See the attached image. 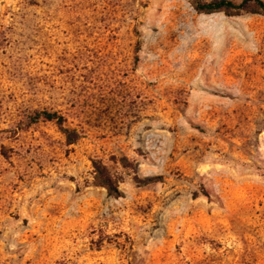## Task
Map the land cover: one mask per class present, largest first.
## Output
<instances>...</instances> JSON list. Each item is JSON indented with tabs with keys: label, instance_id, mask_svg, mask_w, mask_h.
Instances as JSON below:
<instances>
[{
	"label": "rangeland",
	"instance_id": "obj_1",
	"mask_svg": "<svg viewBox=\"0 0 264 264\" xmlns=\"http://www.w3.org/2000/svg\"><path fill=\"white\" fill-rule=\"evenodd\" d=\"M0 264H264V13L0 0Z\"/></svg>",
	"mask_w": 264,
	"mask_h": 264
},
{
	"label": "trees",
	"instance_id": "obj_2",
	"mask_svg": "<svg viewBox=\"0 0 264 264\" xmlns=\"http://www.w3.org/2000/svg\"><path fill=\"white\" fill-rule=\"evenodd\" d=\"M194 8L198 12L203 13H212L216 11H223L227 14H238L240 12L264 13V0H239L238 2L234 0H194ZM38 121L53 122L64 135L67 144L74 143L79 137L75 129H70L65 125V118L58 111L46 109L35 111L29 117L27 125ZM119 162L122 167L127 166L126 158H120ZM92 168L94 185L103 187L109 196L119 197L121 193L118 189V180L109 173L106 166L98 160H93ZM156 178L157 177L142 180L135 176L134 180L139 184H145L152 180H156Z\"/></svg>",
	"mask_w": 264,
	"mask_h": 264
}]
</instances>
